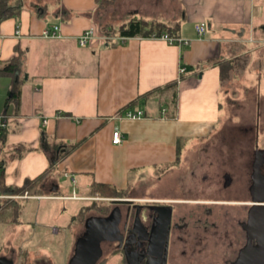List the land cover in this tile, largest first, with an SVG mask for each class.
<instances>
[{
	"label": "crops",
	"instance_id": "0c3cea01",
	"mask_svg": "<svg viewBox=\"0 0 264 264\" xmlns=\"http://www.w3.org/2000/svg\"><path fill=\"white\" fill-rule=\"evenodd\" d=\"M29 1L35 6L23 1L18 16L0 22V61L20 57L14 75L0 76V115L8 118L4 140H0L4 189L14 190L26 179L46 170L49 173L37 191L30 192L41 198L19 201H68L69 217L77 219L93 183L124 191L130 174L152 176L154 167L163 163L173 166L163 170L166 178L181 169L174 165L184 164L192 156L204 161L206 146L216 138L223 140L228 124L237 126L245 138L259 142V137L254 139L251 134L256 129L259 133L264 130V105L252 110L251 119L242 110L231 118L230 107L224 106L222 99L221 62L244 57L264 59L262 0ZM111 12L123 19L117 32L107 20ZM141 17L174 28L186 42L178 45L161 38L120 35L123 24ZM202 22L207 29L199 34L196 25ZM52 25L60 26V36L44 37V29ZM92 26L96 27V36L81 45L78 37ZM181 66L186 67L184 73H180ZM244 77L246 82H254L258 75L247 72L240 80ZM224 95L228 100L226 92ZM127 108L142 109L145 116L120 117ZM116 128L122 133L119 144L112 141ZM73 143L77 146L71 147ZM222 169L235 171L231 165ZM68 175L75 181L62 184L60 177ZM249 182L245 173L243 181L235 179L226 190ZM67 184L72 185V193H68ZM215 185L223 191L222 181ZM160 197L191 203L238 199ZM43 219L50 222L49 217ZM49 226L57 238L61 228ZM84 231L79 229L78 236ZM43 237L37 231L24 237L18 247L12 246L15 250L8 253L9 257L15 255L18 260L25 255L28 243L41 244ZM75 248L76 244L66 251L65 264ZM103 258L104 254L97 264H103ZM35 261L48 263L44 259Z\"/></svg>",
	"mask_w": 264,
	"mask_h": 264
},
{
	"label": "rangeland",
	"instance_id": "374dc122",
	"mask_svg": "<svg viewBox=\"0 0 264 264\" xmlns=\"http://www.w3.org/2000/svg\"><path fill=\"white\" fill-rule=\"evenodd\" d=\"M19 1L20 0H13V2ZM22 1H25V5H34V3L29 0ZM174 3H176V0L174 1ZM262 3L264 5V0H262ZM163 9H166L165 5H163ZM107 20L110 23L111 28L112 26L114 27V32H117L116 30H118L117 28L121 24L120 22L123 21V19H117L113 12L109 14V18ZM240 59L245 60L236 63L235 70L227 69L223 74L222 99L224 106L227 105L228 107H230V117L231 115L237 113V110H242L240 112L249 114V118L251 119L252 110H254L255 107L259 104L264 105V59H246L245 57ZM247 72H250L251 74L255 72V74L258 75L257 80L254 82H246L245 77L240 80V78L243 77L244 74L246 75ZM232 76L234 77L232 78ZM238 78L239 80H237ZM225 92L228 95V100L224 95ZM230 125L232 124H228L223 132V140H221V138L218 136L220 139L216 138L214 142L208 144V146L210 147V152H212L213 154H222V156H225L226 153L231 152L235 153L241 151H251V138H245L246 135L240 133L241 131H239L240 129L237 126ZM251 135H253L254 139H256L255 137H259V146L261 148H264V130L260 129L259 133L256 129ZM237 136H240V138L238 140L236 139L235 141L234 139ZM200 141L202 142L204 141V139H201ZM195 152L199 151L197 150ZM202 155L205 157L204 154ZM192 157L190 158L191 160H187V162L185 163L183 162L184 164L177 163L176 165H174L175 167H181V169L177 172H171L167 176L168 178L164 177L165 173H163V170L173 166L163 163L159 164L157 167H154V174L152 176L144 177L145 175H139L140 177L143 176V178L138 183H136V179H138V181L140 179V177H138V174H130L128 187L126 189H123L124 191H121V193L103 194L91 191L90 196H88V200H85L84 202V210L77 219L69 217L70 209L68 207L70 206V202L68 201H52L51 204L48 203L50 204L48 205L47 203H43V201L41 202V200H16L18 201L19 205H14L13 202H11L6 206L1 207L0 256H9L8 253L12 254L11 251L15 250L12 246L18 247L21 239H23L24 237L26 238L30 234H33L35 231H37L39 233H42L44 236L42 243H36L34 245L32 243H28L25 247V255L21 254L18 260L15 255L12 256L14 264L15 260H17V264H38L35 259H37L38 261L44 259L47 260L48 263L53 261L56 264H65V253L68 250L70 251L71 247L74 244H77L78 239L80 238V236H78L77 234V231L79 229L82 232L85 230L84 224L86 221V217L91 215L100 216L106 212H110L114 207L113 202L115 199H132L133 202H138V200L140 199L163 198L160 197L162 195L174 196L178 198L191 196L214 197L211 196L210 193L215 191L218 192L217 188H219V186H217V188H212L210 186V179H208L206 174V160L204 159V162L203 160H199L196 157ZM205 158H207L208 160V156H206ZM219 162L221 164L222 161H218V163ZM212 169L214 171H212ZM212 169V174H215L217 176V174L221 170V167H218L215 163V166ZM73 179L74 177L72 175H68V177L61 176L60 182L62 184L67 183V181L72 183ZM216 180L218 181L219 179ZM211 182H214V178ZM67 185H70L68 193H72V185ZM80 191L82 192V190ZM231 191L233 190L230 189V191H220V194L217 197H226L230 194ZM177 200L180 201L183 199ZM23 204H25L24 208ZM189 204L196 206L198 205L197 203ZM45 216L50 218V222L48 224L45 223L43 219ZM67 223H69V225ZM51 224H55L56 226L61 228V234L57 236V238L53 237V235L51 234L52 229L50 228L51 226H49ZM103 248V259H105V262L103 264H122L120 262L121 254L111 253L114 250L113 248H115V245L103 243ZM54 259L56 261H54Z\"/></svg>",
	"mask_w": 264,
	"mask_h": 264
},
{
	"label": "flooded vegetation",
	"instance_id": "af4514ba",
	"mask_svg": "<svg viewBox=\"0 0 264 264\" xmlns=\"http://www.w3.org/2000/svg\"><path fill=\"white\" fill-rule=\"evenodd\" d=\"M229 155H238V158L215 155L207 145L206 174L212 188L216 187V179L220 181L221 178L224 191L235 179L243 181L247 173L249 184L237 186L228 195L237 200L212 199L198 202L197 206L168 198L113 202V209L120 208L122 214L120 229L124 240L121 244L119 241H102L103 254V243H108L115 245L112 254H121L122 264H264V257L256 260L252 249L245 251L246 247L257 244L248 226L255 196L251 189L255 167L264 176V148L256 141L252 142L251 151L231 152ZM218 161H222L221 164ZM215 163L221 167L217 176L211 172ZM226 165L235 168L233 173L236 176L231 171H223ZM261 187L264 189V184ZM219 194L220 191L210 193L214 197ZM3 257L12 260L7 255L0 256Z\"/></svg>",
	"mask_w": 264,
	"mask_h": 264
},
{
	"label": "water",
	"instance_id": "95a60500",
	"mask_svg": "<svg viewBox=\"0 0 264 264\" xmlns=\"http://www.w3.org/2000/svg\"><path fill=\"white\" fill-rule=\"evenodd\" d=\"M264 176L260 169L255 167L253 174L252 191L255 193L254 204L250 209L248 231L252 238L257 240L253 247L246 250L253 251L254 258L264 257ZM263 194V195H261ZM132 199H115L114 202H132ZM122 214L120 208H114L108 215L90 216L85 221V231L78 239L75 253L69 264H97L103 255L102 241L111 240L123 243L124 235L120 229ZM2 264H14L13 260L6 257L0 258ZM0 263V264H1Z\"/></svg>",
	"mask_w": 264,
	"mask_h": 264
},
{
	"label": "trees",
	"instance_id": "16d2710c",
	"mask_svg": "<svg viewBox=\"0 0 264 264\" xmlns=\"http://www.w3.org/2000/svg\"><path fill=\"white\" fill-rule=\"evenodd\" d=\"M18 1V0H17ZM23 1L20 0L19 2H13V0H0V22L3 20L15 17L20 14L22 9ZM120 35L126 38L134 37V36H143V37H150L154 33L161 35L162 33H169L172 36H177V33L174 28L167 26L162 22H155L150 21L146 18H132L127 23L123 24L120 27ZM240 60V61H239ZM245 59H233L222 61L221 63V76L223 77L224 72L227 69L235 70V64L238 62H242ZM20 66V57L15 56L7 61H0V76L1 75H14L15 72L18 70ZM234 76H232L233 78ZM231 78V79H232ZM9 99V98H8ZM5 133V132H4ZM0 140H4V134L0 137ZM77 143H73L71 147H76ZM49 173L48 170L42 172L40 175L36 176L33 179H26L23 185L17 187L15 190L17 192H24L28 190L29 192L37 191L38 185L42 182V180L47 176ZM3 175H4V168L0 165V184L2 189H4L5 185L3 184ZM92 192H99L105 194H118L121 193L116 187L106 184V183H93ZM7 203L1 204V207L6 206L7 204L14 202L15 205H18V201L16 200H8Z\"/></svg>",
	"mask_w": 264,
	"mask_h": 264
},
{
	"label": "built area",
	"instance_id": "2783aa9c",
	"mask_svg": "<svg viewBox=\"0 0 264 264\" xmlns=\"http://www.w3.org/2000/svg\"><path fill=\"white\" fill-rule=\"evenodd\" d=\"M207 29V25L205 22L199 23L196 25V30L199 34H203ZM17 34L20 33V30L17 29ZM97 30L96 27L92 26L89 29L85 30L79 37L78 41L81 45H86L89 41L96 36ZM46 38H55L60 36V26L59 25H52L51 27H47L44 29L43 34ZM153 38H161L166 40L170 44H183L186 41L180 36H172L169 33H162L161 35L153 34ZM186 71L185 66L180 67V73H184ZM145 116V111L142 109H134V108H127L120 117L122 118H129V119H140ZM7 115L1 114L0 115V137L4 134L6 127H7ZM44 123H47V119H43ZM122 133L119 128H116L113 131L112 141L115 144H119L122 142ZM75 181V179H73ZM41 198L40 195H33L28 190L24 192H17L15 189L5 190L2 189L0 184V205L5 203L8 200H19V199H27V198Z\"/></svg>",
	"mask_w": 264,
	"mask_h": 264
}]
</instances>
